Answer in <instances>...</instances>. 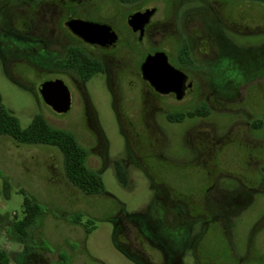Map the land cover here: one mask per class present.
Listing matches in <instances>:
<instances>
[{"label":"rangeland","instance_id":"1","mask_svg":"<svg viewBox=\"0 0 264 264\" xmlns=\"http://www.w3.org/2000/svg\"><path fill=\"white\" fill-rule=\"evenodd\" d=\"M97 4L98 0H89L83 11L97 15ZM144 4L158 9L156 17L163 22L158 23L153 41L167 49L171 59L176 55L180 33H184L193 43L194 57L205 63L199 70L206 79L212 78L213 90L233 95L236 90L231 83H240L232 100L214 94L213 110L230 111L244 105V95L264 94V4L239 0H145ZM105 5L110 12L125 11L112 2ZM28 58L42 67L46 61L34 54ZM132 60L121 58L131 65ZM31 68L18 59L0 65V103L22 127L35 115H42L52 127L71 132L87 149V165L101 175L104 192L85 196L72 186L65 178L57 148L20 144L0 136V249L9 253V264H145L139 256L131 255L125 236L117 232L116 215L122 212L144 224L154 212L159 213L157 197L162 182L175 192H190L196 180L176 172V168L167 175L154 167L138 139V130L121 124L129 120L128 107L115 97L116 88L110 81L97 75L78 89L63 79L71 106L65 113H57L37 92L48 76ZM261 73L263 76L242 84ZM211 118L226 122L229 116L212 114L205 120ZM149 167L154 172L152 178ZM228 183L220 181L222 186ZM24 194L36 201L41 211L27 236L21 238L13 233L12 224L22 218ZM236 197L233 200L216 193L212 204L235 210L227 216L231 244L236 253L244 254L251 232L260 231L264 224V188L244 196L246 199ZM88 219L94 227L90 233H86ZM261 236L264 232L258 238ZM206 238L208 251L202 264H214L226 255V240L214 226ZM182 261L193 262L187 255Z\"/></svg>","mask_w":264,"mask_h":264},{"label":"flooded vegetation","instance_id":"2","mask_svg":"<svg viewBox=\"0 0 264 264\" xmlns=\"http://www.w3.org/2000/svg\"><path fill=\"white\" fill-rule=\"evenodd\" d=\"M144 1L98 0L97 15H90L83 11L89 0H0V65L8 60L26 61L40 76H48L42 82L66 78L78 89L101 75L115 86V97L127 104L129 120L121 124L138 130V139L154 167L167 175L176 168V172L196 180L190 192H175L162 182L157 197L159 213L154 212L144 224L122 212L116 215L117 232L125 236L131 255L139 256L145 264H185L183 255L192 264H202L208 251L207 233L214 226L227 242L226 255L214 264H264V236L258 238L264 224L260 231L251 232L246 252L236 253L227 222L228 214L236 212L233 207L212 204L216 193L234 200L238 190L236 198L246 199L244 196L258 194L264 188V94H246L244 105L230 111L213 110V95L232 100L240 83H231L236 90L233 95L213 90L212 78L206 79L199 70L205 63L194 57L193 43L184 33H180L176 55L171 59L168 50L153 41L158 23L163 22L156 17L158 9ZM109 2L125 11L105 10ZM149 8L154 12L141 27L128 23L130 15ZM70 20L107 25L115 41L87 42L70 29ZM156 52H163L169 64L186 76L180 99L174 91L156 90L144 78L141 65ZM30 54L44 57L47 62L39 66L28 58ZM122 57L132 58V65L121 62ZM77 62L84 66L96 64L97 71L84 82L74 66ZM261 76L263 73L242 84ZM212 114H227L229 121H206ZM147 172L154 177L151 167ZM224 179L229 183L222 186L220 181Z\"/></svg>","mask_w":264,"mask_h":264},{"label":"trees","instance_id":"3","mask_svg":"<svg viewBox=\"0 0 264 264\" xmlns=\"http://www.w3.org/2000/svg\"><path fill=\"white\" fill-rule=\"evenodd\" d=\"M130 1V0H120ZM264 4V0H239ZM189 59L185 51V60ZM77 67L82 81L88 80L97 71L96 64L81 65ZM201 113H205L201 111ZM0 136L12 138L15 142L27 145H48L57 148L62 155L63 169L66 180L80 192L87 196L100 194L104 191V183L99 173L87 165L88 151L80 145L76 137L69 131L52 127L42 115H35L27 127H22L3 104L0 103ZM23 193V191H21ZM22 218L12 224L13 233L21 238L27 236V230L40 215V205L24 194L22 204ZM92 221H86V233L93 230ZM10 255L6 250L0 249V264H9Z\"/></svg>","mask_w":264,"mask_h":264},{"label":"water","instance_id":"4","mask_svg":"<svg viewBox=\"0 0 264 264\" xmlns=\"http://www.w3.org/2000/svg\"><path fill=\"white\" fill-rule=\"evenodd\" d=\"M153 12L154 8H149L143 13H134L129 16L128 23L134 28H139L149 20ZM68 26L75 34L90 43L105 44L115 41V36L107 25L84 20H70ZM141 70L144 78L150 81L156 90L162 93L174 91L178 99L182 97L186 76L169 64L163 52L148 55L141 65ZM37 90L42 100L53 111L65 113L69 110L70 91L62 80L42 82Z\"/></svg>","mask_w":264,"mask_h":264}]
</instances>
